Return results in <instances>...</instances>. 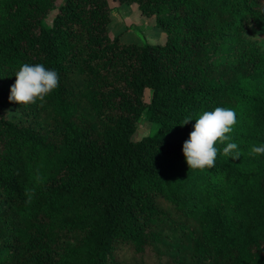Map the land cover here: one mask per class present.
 <instances>
[{
  "label": "trees",
  "instance_id": "16d2710c",
  "mask_svg": "<svg viewBox=\"0 0 264 264\" xmlns=\"http://www.w3.org/2000/svg\"><path fill=\"white\" fill-rule=\"evenodd\" d=\"M58 1L0 0V102L21 116L0 111V264H264V48L248 39L264 0H118L163 44L112 37L109 0ZM25 63L59 74L43 102H9ZM217 107L241 157L218 143L214 168L189 169L183 144Z\"/></svg>",
  "mask_w": 264,
  "mask_h": 264
},
{
  "label": "clouds",
  "instance_id": "9594fccd",
  "mask_svg": "<svg viewBox=\"0 0 264 264\" xmlns=\"http://www.w3.org/2000/svg\"><path fill=\"white\" fill-rule=\"evenodd\" d=\"M248 37V36H247ZM253 41L264 42L257 33L253 37H248ZM16 81L10 89L9 102L19 105L35 104L37 101L43 102L45 97L52 93L59 86V74L54 70L47 69L43 64H23L15 74ZM9 112L7 115H12ZM236 112L231 108L217 107L213 111H205L195 119L193 131L189 134V139L183 144V155L189 169H212L215 167L218 149L216 145L226 144L223 147V155L231 157L233 160L239 159L241 153L238 145L231 140L230 133L237 123ZM193 121L191 116H187L183 125ZM251 154L264 155V145L251 148ZM26 195L28 193L26 192ZM26 203H31L29 196Z\"/></svg>",
  "mask_w": 264,
  "mask_h": 264
},
{
  "label": "rangeland",
  "instance_id": "374dc122",
  "mask_svg": "<svg viewBox=\"0 0 264 264\" xmlns=\"http://www.w3.org/2000/svg\"><path fill=\"white\" fill-rule=\"evenodd\" d=\"M65 1L66 0H59L58 6L62 5ZM109 2L113 14V23L110 26L112 37L120 35L123 42L137 44H163L167 41L166 32L157 27V19L155 17L146 16L137 4H122L118 0H109ZM53 14L50 19L53 17ZM257 33L260 34L261 38H264V27L254 29L250 37L255 36ZM257 42H259L264 48V42ZM0 111L6 115L9 112L13 113L8 116L16 120H20L21 118L20 113L16 112L10 104L0 102ZM44 123L46 126L50 125L51 120L45 119ZM151 131V124L144 115L139 123L135 139L140 140L141 138L148 136ZM174 237L177 239V236ZM181 241V238L178 241L174 238H168L165 241V245L168 247H179ZM117 260L128 263H134L135 261L131 253L124 248L117 252Z\"/></svg>",
  "mask_w": 264,
  "mask_h": 264
}]
</instances>
